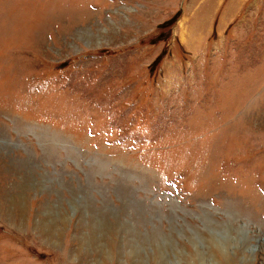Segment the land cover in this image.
Instances as JSON below:
<instances>
[{
	"label": "rangeland",
	"instance_id": "1",
	"mask_svg": "<svg viewBox=\"0 0 264 264\" xmlns=\"http://www.w3.org/2000/svg\"><path fill=\"white\" fill-rule=\"evenodd\" d=\"M0 264H264V0H0Z\"/></svg>",
	"mask_w": 264,
	"mask_h": 264
}]
</instances>
